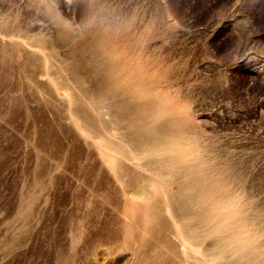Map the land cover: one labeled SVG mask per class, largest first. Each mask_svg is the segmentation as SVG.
Here are the masks:
<instances>
[{"label":"rangeland","instance_id":"1","mask_svg":"<svg viewBox=\"0 0 264 264\" xmlns=\"http://www.w3.org/2000/svg\"><path fill=\"white\" fill-rule=\"evenodd\" d=\"M95 22L125 29L116 50L129 52V72L145 74L153 97L194 119L201 136L194 146L197 157L212 153L216 162L231 167V177L244 174L239 175L245 199L253 200L248 212L260 221L248 227L259 244L264 238V0H0V264H84L89 258L85 264L135 263L136 243L124 241L122 231L136 220L130 207L142 211L145 205L131 201L125 189L131 188L129 178L108 168L103 151L70 110L77 105L73 98L86 105L100 131L128 151L129 158L116 154L120 162L151 176L141 150L121 137L118 119L97 114L94 78L74 63L91 57L76 49L79 35ZM109 116L116 125L110 132L102 122H110ZM100 161L108 174L98 185V174L90 173L94 167L97 173ZM75 232L77 239L70 236ZM181 258L180 264H189Z\"/></svg>","mask_w":264,"mask_h":264},{"label":"bare ground","instance_id":"2","mask_svg":"<svg viewBox=\"0 0 264 264\" xmlns=\"http://www.w3.org/2000/svg\"><path fill=\"white\" fill-rule=\"evenodd\" d=\"M123 33H125V29L122 30V28H120L111 30L104 27L102 28L99 22H95L89 27H86L82 36L79 35L80 39H78V47L76 50H78V53L90 52L91 55L89 56L91 57L86 59L87 57L84 56L85 59L82 60H80V57V59H75L76 62L74 63L75 65L82 66L83 70L94 78V89L92 90V87L90 89L97 94V99L95 98L97 102L94 103L97 114L102 117L108 113L118 119L116 123L120 124L123 129L121 137L141 150L146 158L144 166L151 171V176H147L148 174H144L146 176L138 173L136 174L131 171L129 166L120 162L116 154L125 155V158H129L128 154L126 155L128 151L125 150V152L123 149L119 148L117 144H119L120 140H118L119 142L116 144L117 141L114 142L116 139H110V135L108 137L100 131V125H98L92 111L85 107L86 105H82L79 103L80 101H78V99L73 98L72 101L77 105L70 110H72L73 116H77L78 120H80L78 123L79 128H81L80 130H82V128L83 130L84 128L88 130V137L93 136L94 144L96 143L98 148L103 151L104 161L108 162V168L113 171L117 177H122L123 179V176H127V178H129L127 180H130L131 188L129 190H127V188L125 189L131 201L140 200L145 205L142 211L133 210L130 207V214L134 219L136 218V220L127 221L124 225V229L122 228L123 231L120 230V232H123L122 236L124 241L128 242V244L131 242L136 243L131 253L135 257L134 264H180L177 257L182 259V255L186 257L185 259L189 264H193V261L191 262L190 260L192 256L198 259L202 264H264V238L256 245L257 235L251 229L249 230L248 227L251 223H259L260 221L258 222V214L248 212V208H251L253 200L247 203L245 199L244 186H241V180L244 178H240V173V175L236 173V175H234L235 177L233 176L234 178L231 177L233 175L231 167L226 163L224 164V161L221 162V159L220 162H216L212 158V156H214L211 155L212 153H209V155L207 154V157L204 155L205 158L197 157L198 152L194 146L201 139V136L198 134L199 132H197L199 126L197 127V123L194 119L185 115L182 109H168V102L165 104V102H161L159 97H153L151 93L152 83L145 79V74H134L129 72L133 70L125 64V61H130L129 58L131 56L128 55L129 52L127 51V54L116 50V46L123 40V35H125ZM60 35L61 33L59 36ZM75 40L76 39H74L73 42H76ZM145 65L146 63L141 64L139 68L141 72H143ZM73 68L75 69L76 66ZM71 69L72 68H70V70ZM69 72L73 73V71ZM78 72H80V69ZM77 73L76 75L72 74L73 77H78L79 75L77 76ZM81 79H84V77H81ZM81 82L84 83L83 81ZM64 84L66 85V83H62V85ZM56 87L58 91L62 89L58 83ZM85 89L87 90V88ZM92 91L90 92L92 93ZM87 94V97L89 96L90 98L93 95L90 96V93ZM95 96L96 95H93V97ZM72 101L71 103H73ZM112 116H109L110 122L101 120L104 123L105 130L109 132L110 127H116L115 123L112 122ZM84 133L87 134V132ZM189 143H192L193 146L189 147ZM121 144H123V142H121ZM209 145L213 146L212 142L209 143ZM99 158H97V160ZM140 158L143 157L140 156ZM102 163L104 162L102 161ZM105 164H103V166L100 161V164L97 165V173H94V168H96L94 167L95 165L93 166L94 168L91 169L93 170V173H90L91 175L98 174L99 178L95 177L98 179V185H101L99 183L105 181L104 179L102 182H98L100 176L105 178L104 175L107 173ZM124 179H126V177ZM100 180H102V178ZM93 181L96 183L94 178ZM89 183H92V181ZM238 183L240 184L238 185L240 188L239 190L235 189ZM94 186L98 187L96 184H94ZM103 186L105 188L104 183ZM103 186H100V188ZM125 187H127V185ZM109 188H111V186H109ZM109 188V193L107 194H110ZM161 191L164 196H162ZM81 193L85 194V192ZM87 197L89 198L90 196ZM86 200L89 202L88 199ZM29 207H31V205L28 206V210L30 209ZM254 207L256 208V206ZM165 210L170 212L172 221H169V218L167 219L166 213L164 212ZM128 211L127 207L126 212ZM24 212L26 211L24 210ZM89 220L87 219V222ZM121 224L123 227V223ZM108 226H105L106 228L104 227L105 230L108 229ZM73 228L77 230V227ZM111 228L112 227H110V229ZM112 229H114V226ZM136 229H138V233ZM96 230H98V232L95 231V233H100L99 229ZM90 232L92 233V231ZM115 232L117 233V231ZM76 233L79 235L78 232H75V234ZM113 233L114 232H112V234ZM75 234L70 236L76 238L78 235L76 234L75 236ZM105 235H109V231ZM106 236L105 239L103 237L99 238L107 240ZM112 236H114L113 240H117L115 237L116 235ZM90 237L92 236L90 235ZM69 240H73L75 243V239L69 238ZM120 240L122 242V238ZM120 240L117 241L119 242ZM74 243L72 242L71 246H76ZM84 243H86L85 240ZM116 245L113 247H116ZM123 247L124 246H122V248ZM91 248L94 249L93 247ZM92 249L89 250L92 251ZM95 249L97 250L98 248ZM71 250L73 251L75 249L71 248ZM89 250L87 249V251ZM124 251L128 252L127 249ZM94 252L96 251L94 250ZM76 253L75 258L78 259V253ZM92 253L93 252H91L90 255ZM87 254H84V257L88 258ZM94 254L97 255V253ZM72 257L74 258V256ZM72 257L70 256L71 260L75 261L76 259H72ZM69 260L70 259H68V261ZM79 260L81 259L79 258ZM89 260L91 261L90 258ZM89 260L85 259L84 262L86 263V261ZM182 260H184V258Z\"/></svg>","mask_w":264,"mask_h":264}]
</instances>
